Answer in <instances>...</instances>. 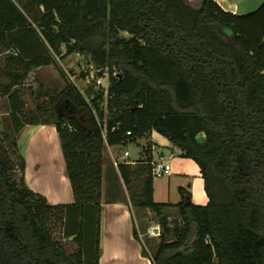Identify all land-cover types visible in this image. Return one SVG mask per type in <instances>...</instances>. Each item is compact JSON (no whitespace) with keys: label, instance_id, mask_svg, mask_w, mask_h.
I'll list each match as a JSON object with an SVG mask.
<instances>
[{"label":"trees","instance_id":"obj_1","mask_svg":"<svg viewBox=\"0 0 264 264\" xmlns=\"http://www.w3.org/2000/svg\"><path fill=\"white\" fill-rule=\"evenodd\" d=\"M25 2L24 20L48 52H10L0 64V94L10 100L0 128V264H99L103 150L153 130L196 162L207 202L196 204L180 187L177 214L160 216L154 254H142L151 264H264V1L243 14L216 0L197 8L188 0ZM11 28L0 21L5 49ZM72 52L107 73L105 107L102 88H85L87 101L68 80L54 95L38 93L33 107L13 101L31 68ZM61 101L72 110L66 116L55 109ZM50 109L51 117L38 116ZM26 123L55 125L72 202L50 203L27 185L17 144ZM152 144L134 166L108 170L107 202L114 175L132 205L156 213L174 205L153 199ZM139 177L141 191L132 185ZM133 233L139 239L135 226Z\"/></svg>","mask_w":264,"mask_h":264},{"label":"crops","instance_id":"obj_2","mask_svg":"<svg viewBox=\"0 0 264 264\" xmlns=\"http://www.w3.org/2000/svg\"><path fill=\"white\" fill-rule=\"evenodd\" d=\"M25 1L26 0H2L0 2V21L12 24V28L6 33V41L9 48H4L6 44L0 46V64H2L5 55L10 52L17 53L24 58H30L34 55L46 54L48 52L45 42L37 33L35 23H27V21L24 20L23 16H26L27 19L31 21L25 10L22 9V4L26 3ZM216 1L224 10L238 13L242 0ZM248 1L247 7H256L260 4L261 0ZM11 2H14V5ZM21 13H23V15ZM64 56L62 58H64ZM60 61L61 58H59V64H57L62 72ZM55 63L56 62L31 68L26 80L22 84L13 87L12 91H18L16 93L17 97H15L13 101H18L21 98L25 100L26 96L24 92L35 91V89L39 87V85L36 84L35 77L37 70H47L48 74H50V68L53 67ZM53 72L56 74L57 71L55 68ZM62 76L64 78V83L58 86L54 91H61L67 85V79L64 77L63 73ZM38 83L41 84V82ZM30 86L32 87L31 89H29ZM19 91H23L21 92V96ZM4 99L8 107L6 113L9 114V97L8 95L2 96L0 94V102ZM153 133L156 132L153 130L132 143L141 144L139 141L143 139L144 143L141 144L143 147L146 144V140L150 139L156 143L158 149H160L159 145L169 143V140L166 138L164 139L167 141L160 140V142H157L154 139ZM17 144L20 152L25 158L24 176L27 185L32 190L43 194L50 203L72 202L73 194L66 174L65 161L55 125L52 123H26L17 135ZM117 146L119 145L110 146L108 148L109 153L112 151V148ZM171 146V149L176 147L174 145H170V147ZM176 149L179 148L176 147ZM154 151L155 150L152 152L153 155ZM111 156L113 160V158H115L113 152H111ZM140 158L141 157L134 159ZM134 165L135 164H133V166ZM110 168L113 169L112 165H107L106 168V163L103 161L104 173L106 169L109 170ZM197 175L200 176L199 168ZM195 187H197V185L194 186V190L192 188L191 190L189 189L191 200L194 201L193 198L195 197L196 200L198 199L194 201L196 204H205L207 202V196H203L200 190L199 192L196 190L197 194H195ZM134 222V212L131 206H128L123 201H106L104 180H102L99 226V264H151L150 257L142 254V240L134 236L133 227L136 224V222L135 224Z\"/></svg>","mask_w":264,"mask_h":264},{"label":"rangeland","instance_id":"obj_3","mask_svg":"<svg viewBox=\"0 0 264 264\" xmlns=\"http://www.w3.org/2000/svg\"><path fill=\"white\" fill-rule=\"evenodd\" d=\"M202 0H188V3L190 5L200 6ZM264 1L261 0L260 3ZM248 0H242L240 5L239 14L247 13L249 11L254 10L256 7H247L248 6ZM197 8V7H195ZM60 51H65V48L63 47ZM57 53V52H56ZM88 55L86 53L81 52H72L68 53L64 56V58H61L60 64L62 67L68 68L70 74L72 75V78L69 79V83L75 86L76 89L80 91V89H83V86L86 84V79H83L81 74L84 71V68H86V65L88 64ZM56 69V74L53 72L54 68ZM50 69V74H48L47 70H37L35 73L36 77V84L39 85V89H35L34 96L30 97L29 91L24 92L25 93V101L28 108L33 107L35 104V99L38 93L41 92H49L50 94L54 95L55 89L58 88V86L62 85L64 83V78L62 76L61 69L59 68V65L55 63ZM102 84L105 85V87L108 85V75L107 73L102 76L101 80ZM38 82H41L39 84ZM24 90V89H23ZM23 92V91H21ZM86 93V92H85ZM88 97V95H87ZM7 102L2 100L0 102V128H6L7 123H9V115L7 112L8 107L6 106ZM2 105V106H1ZM38 116L41 117H47L52 116L51 109L48 111H42ZM156 132V131H155ZM154 139L157 142H160V140L167 141L166 137L159 134L158 132L153 133ZM166 138V139H164ZM147 139V137H146ZM141 144L144 143V140L139 141ZM153 141L150 139L146 140L147 146L150 147V144H152ZM141 144L137 143H129L125 148L130 152L131 157L133 158H139L143 157L144 153L142 150ZM154 144H156L154 142ZM171 142L165 144V145H159L160 149H155L154 154L156 155L157 152L162 150V152L168 156V154H171V156L168 158V162L170 165V175H161V176H155L153 179V199L155 202L159 203H172L173 206H168L167 208H164L161 213H156L154 210L149 208H139L134 205H132V200L129 197V193L125 185L123 184L121 179H115V176L112 175V178L114 179V182L119 185L117 187V184H115V188H112V191H114V196L112 197L114 200L117 201H123L128 206H131L133 208L134 212V219H135V226L137 228V232L139 235V238L142 240V247L146 250V252L150 255V257L154 254V248L157 246V243L159 241V237H153L151 236L148 231L151 226L158 223V219L162 214H168L169 219L172 218L174 215L177 214L178 207L177 203L181 200V192L179 191L180 187H183L186 190H191V188L194 190L195 187V194H197V191H201L202 195L206 197V193L203 188V179L201 176L197 175L198 171V165L196 162L188 157H185L181 154L179 149H171L170 147ZM110 147V146H109ZM107 146H105V149L103 150V161L107 165H112V167L117 170V168L113 164L111 152L114 153V157L116 159L120 158L121 153L123 152L124 146H117L112 148V151L109 153V150ZM145 148V147H144ZM140 158V159H141ZM107 176H108V170H105V175L103 178L104 180V193L106 192V189L108 188V182H107ZM114 182L112 183L114 186ZM198 182V184H197ZM187 183H190V187H188ZM133 186H135L139 191L142 190L143 187V181L139 177L136 178L133 183ZM110 186V185H109ZM112 186V185H111ZM197 190V191H196ZM194 201H197L196 198H193ZM193 201V202H194ZM199 203V202H198ZM92 242V240H91Z\"/></svg>","mask_w":264,"mask_h":264},{"label":"built area","instance_id":"obj_4","mask_svg":"<svg viewBox=\"0 0 264 264\" xmlns=\"http://www.w3.org/2000/svg\"><path fill=\"white\" fill-rule=\"evenodd\" d=\"M57 59L59 60V57H57ZM65 73V77L67 78L68 82L69 79L72 78V75L69 72L68 68L62 67ZM83 73L81 74L83 79H86V84L83 86V89H80V92L82 93V95L86 98L87 101H89L87 95H86V91H84L85 88L91 86L93 91L96 92L98 91L100 88H102L104 91V98L105 101L101 104L103 107L106 106V97H107V86L105 87V85H103L101 82L102 80V76L104 74H106L105 72L102 73L101 75L99 74V68L96 67L92 62H88V64L86 65V68H84V71H82ZM69 78V79H68ZM98 124L100 125L99 121ZM105 127V126H104ZM127 134H130V131H127ZM103 137L105 138V132L103 130ZM107 147H109V145H106ZM125 147V146H124ZM152 149H158L156 144H152ZM172 152L170 154H168V156H166L162 151H159L156 153V155H153V158L151 160V172L153 177L155 176H161V175H170V165L168 162V158L171 156ZM120 162H125V163H129V164H135L136 159H134L133 157H131L130 152L124 148L123 152L120 155V158L116 159L113 158V164L115 167L118 166V164ZM148 233L153 236V237H159L160 235V225L159 223H156L155 225L151 226Z\"/></svg>","mask_w":264,"mask_h":264},{"label":"flooded vegetation","instance_id":"obj_5","mask_svg":"<svg viewBox=\"0 0 264 264\" xmlns=\"http://www.w3.org/2000/svg\"><path fill=\"white\" fill-rule=\"evenodd\" d=\"M55 109L58 113H60L61 115H68L69 112H71L72 110L68 107V103L67 102H60L59 104L55 103Z\"/></svg>","mask_w":264,"mask_h":264},{"label":"water","instance_id":"obj_6","mask_svg":"<svg viewBox=\"0 0 264 264\" xmlns=\"http://www.w3.org/2000/svg\"><path fill=\"white\" fill-rule=\"evenodd\" d=\"M103 72V69H99V73H102Z\"/></svg>","mask_w":264,"mask_h":264}]
</instances>
